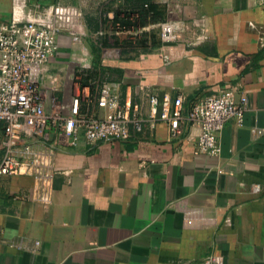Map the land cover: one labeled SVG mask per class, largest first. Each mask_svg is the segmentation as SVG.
Instances as JSON below:
<instances>
[{
	"label": "crops",
	"instance_id": "obj_1",
	"mask_svg": "<svg viewBox=\"0 0 264 264\" xmlns=\"http://www.w3.org/2000/svg\"><path fill=\"white\" fill-rule=\"evenodd\" d=\"M118 1L0 0V21L41 16L60 2L99 29ZM125 1L130 21L152 5L149 14L161 8L185 28L161 54L97 64L122 103L148 118L141 85L161 99L182 95L187 111L234 86L249 96L245 123L225 125L213 156L195 153L198 125L173 139L156 115L129 139L61 150L48 191L34 190L40 182L29 176H0V264H264V0ZM70 43L60 35L51 63L64 75L78 70Z\"/></svg>",
	"mask_w": 264,
	"mask_h": 264
},
{
	"label": "built area",
	"instance_id": "obj_2",
	"mask_svg": "<svg viewBox=\"0 0 264 264\" xmlns=\"http://www.w3.org/2000/svg\"><path fill=\"white\" fill-rule=\"evenodd\" d=\"M84 23L81 8L60 2L41 16L0 21V176H29L40 182L34 190L48 191L61 150L129 139L133 130H141L156 115L173 139L183 134L184 125H198L195 153L213 156L221 152L219 133L225 125L245 123L250 101L244 88L230 86L200 96L187 111L182 95L166 93L161 99L141 85L151 106L150 116L144 118L138 104L122 103L111 83L86 84L77 70L65 75L54 71L51 63L60 35L78 40ZM158 26L162 40L174 43L185 23L166 20ZM62 136L68 145L61 144Z\"/></svg>",
	"mask_w": 264,
	"mask_h": 264
},
{
	"label": "rangeland",
	"instance_id": "obj_3",
	"mask_svg": "<svg viewBox=\"0 0 264 264\" xmlns=\"http://www.w3.org/2000/svg\"><path fill=\"white\" fill-rule=\"evenodd\" d=\"M125 0H119L118 6H114L110 11L113 12V17L107 12L105 18H103V27L96 28V26L86 27L80 35L78 40H74L71 35L70 44L76 46L77 55L74 58V62L78 63V70L76 75L80 77L83 83L90 84L95 81L105 79L103 71L95 64L96 58L94 57L92 49L88 48L92 44V47L97 50L101 59L105 58H120L125 59L128 57L134 58L136 56L161 54L164 48H167L170 43H166L162 40L161 32L158 25L155 27H147L146 24H152L154 20L160 22L164 19V10L159 9L154 15L149 14L144 16L139 22L130 21L127 19V9ZM146 7V6H145ZM146 9V8H145ZM151 22V23H150ZM118 23L120 25L118 26ZM138 23L140 25H138ZM103 31V33H101ZM180 39L177 41L179 42ZM89 44L88 46L87 43ZM72 45H70L71 47ZM87 52L86 55H83ZM70 54V53H69ZM68 54V55H69ZM131 55V56H130ZM145 57V56H144ZM88 60H84L87 59ZM89 59L91 61H89ZM54 69H58V65ZM57 71V70H56Z\"/></svg>",
	"mask_w": 264,
	"mask_h": 264
},
{
	"label": "trees",
	"instance_id": "obj_4",
	"mask_svg": "<svg viewBox=\"0 0 264 264\" xmlns=\"http://www.w3.org/2000/svg\"><path fill=\"white\" fill-rule=\"evenodd\" d=\"M146 5H147V4H146ZM144 10H145V11L142 13V15H141V19H143L144 16H147V15L149 14L150 10H152V5H150L148 8H146V9H144ZM130 15H131L130 12L127 13L128 18H130ZM92 51H93V53H94L95 56H96L95 63L98 64V65L104 66V65L106 64L107 61H104L103 59H101V57H99V54H98L97 50L94 49L93 47H92Z\"/></svg>",
	"mask_w": 264,
	"mask_h": 264
}]
</instances>
